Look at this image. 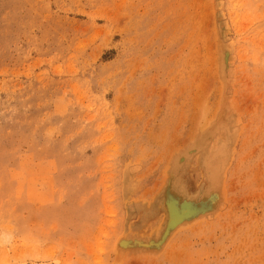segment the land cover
Wrapping results in <instances>:
<instances>
[{"label":"rangeland","instance_id":"rangeland-1","mask_svg":"<svg viewBox=\"0 0 264 264\" xmlns=\"http://www.w3.org/2000/svg\"><path fill=\"white\" fill-rule=\"evenodd\" d=\"M229 43L236 83L222 91ZM230 89L241 113L221 215L157 259L120 260L118 236L164 223L170 155ZM201 165L183 176L193 195ZM4 233L0 264H264V0H0Z\"/></svg>","mask_w":264,"mask_h":264},{"label":"bare ground","instance_id":"bare-ground-1","mask_svg":"<svg viewBox=\"0 0 264 264\" xmlns=\"http://www.w3.org/2000/svg\"><path fill=\"white\" fill-rule=\"evenodd\" d=\"M218 41H221V39ZM221 43L223 42L221 41ZM218 45L220 46L219 48H221L220 51L223 52L224 44L219 43ZM221 45H223V48ZM227 45H229V48H232L230 51L231 54H227V57H224L225 53H220L221 55H219L220 51L217 52L218 59L219 56H222L219 71H223L224 75H227V79L225 78L226 80H222L223 83L220 82L222 84L220 86L222 91L225 89L223 86H227L226 81L228 82L230 80L232 87L235 85L233 83L236 80L235 75L237 73L235 72L233 65L235 57L233 45H231V43ZM224 52H226V48ZM221 79H223V77ZM231 90L232 89H230V92ZM222 91L220 92V100L217 105L218 107H216L217 110L214 116L206 121L210 110L206 107H201L203 109H201L199 113L200 115L196 118V123L199 128L196 127V132L191 139L189 138V143H187L186 146L182 147V149L178 148L177 151H175L176 153H171L173 155H170L171 160L170 163H168L169 165L166 169V175H164L166 177L164 182L165 184L162 187L160 197L158 198V204H160L164 210V223L157 230H155L154 233L148 234L147 236H143V233H140L142 230L139 234L137 233V235L126 237L118 236L114 242L113 250L115 255L117 254L120 260L121 258L123 259L122 256H127V254L130 256V254L133 253L136 254L133 256L135 258L133 260H137L138 258L157 259L167 252V248L171 244L172 240L180 232L187 229L189 230L190 228H193L203 222L214 220L221 215V212L226 205V172L230 166L231 159L234 157V153L236 152L235 144L238 142L239 138V123L238 121L236 122V120L239 117L237 116L238 113H241V111H237V102L233 100L235 98V94L233 93L235 89L233 88V92L229 93V100L227 99V101L222 100ZM235 110L237 111V115ZM234 113L236 115V120H234L235 123L233 122L232 124L231 117ZM241 127L243 128V124ZM199 157L202 164V170L206 176V180L205 178L204 180L207 183V186L199 195H193L183 183V176L185 177V171L188 170L193 160H198ZM186 176L188 177V175ZM186 185L190 186V184ZM144 225L143 227H145ZM130 257H125V259Z\"/></svg>","mask_w":264,"mask_h":264},{"label":"clouds","instance_id":"clouds-1","mask_svg":"<svg viewBox=\"0 0 264 264\" xmlns=\"http://www.w3.org/2000/svg\"><path fill=\"white\" fill-rule=\"evenodd\" d=\"M0 239L4 240V241H8L11 239V236L7 233L4 234H0Z\"/></svg>","mask_w":264,"mask_h":264}]
</instances>
